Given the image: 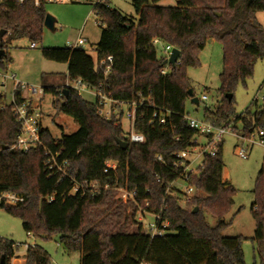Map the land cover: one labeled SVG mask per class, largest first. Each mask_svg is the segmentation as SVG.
<instances>
[{"label": "trees", "instance_id": "16d2710c", "mask_svg": "<svg viewBox=\"0 0 264 264\" xmlns=\"http://www.w3.org/2000/svg\"><path fill=\"white\" fill-rule=\"evenodd\" d=\"M138 19L119 10L99 6L95 9L102 31L94 60L84 48L43 47V56L68 64L66 78L81 79L92 88L103 86L106 95L119 103L137 101L134 129L145 137L131 142L122 125L123 112L106 118L99 113L98 100L89 102L65 85L44 86V93L59 95L57 108L77 122L72 134L56 139L42 127L44 144L58 152V162L66 163L68 174L81 182L119 185L136 191L138 206L159 213L168 221L163 236L152 237L138 220V206L123 202L112 189L86 194L71 193L70 177L51 170L44 150L28 152L14 147L19 123L11 107L0 96V190H9L24 200L4 207L22 219L23 227L35 237L59 234V242L68 251L81 253V264H246L242 236H227L235 189L223 179L222 142L217 153L204 154L198 170L188 173V182L202 195L183 201V194L170 184L183 173L175 167L178 154L193 150L200 133L184 119L185 104L193 92L187 68L200 64L199 54L209 39L222 44L223 61L219 75L221 98L205 107L204 116L217 126L242 121V136L264 127V100L251 115H237L235 91L240 83L252 78L258 59L264 58V26L257 12L264 11V0H176L162 5V0H131ZM45 5L33 0L0 5V31L4 60L10 63L6 45L13 40L40 42L45 29ZM180 49L175 66L166 72V58H158L155 42ZM111 56L112 61H107ZM106 59L102 65L99 61ZM107 66L110 71L105 74ZM67 90V94H65ZM233 94L232 98L227 97ZM256 103V102H255ZM171 111L166 124L151 121L155 108ZM117 139L127 141L122 148ZM160 155L162 161H158ZM118 163L116 171L104 173L107 160ZM251 213L255 231L251 240L262 258L264 252V163L253 189ZM54 196L50 202L49 196ZM184 202V205H182ZM198 210L193 212L194 208ZM217 218L210 225L207 214ZM17 247L0 236V259L9 264ZM25 264H51V258L39 244L28 246Z\"/></svg>", "mask_w": 264, "mask_h": 264}, {"label": "rangeland", "instance_id": "374dc122", "mask_svg": "<svg viewBox=\"0 0 264 264\" xmlns=\"http://www.w3.org/2000/svg\"><path fill=\"white\" fill-rule=\"evenodd\" d=\"M162 5H175V0H162ZM110 6L122 12L129 18L138 19L135 8L131 0H110ZM46 12L55 18L54 29L45 28L43 37L37 42L35 48H31V41L28 39L13 40L7 43L6 52L10 59V68L16 73L22 81L38 86L41 89L44 86H62L66 80L67 63L56 62L46 59L42 54L43 47H66L68 40L77 38L81 31V36L86 39L83 48L96 60V48L99 42L102 27L97 24V17L90 4L83 2H47L45 4ZM257 19L264 26V11H258ZM158 58H168L170 53L165 51L166 44L160 41L155 42ZM200 64L187 68V75L191 86L194 89V97L199 100V104L192 102L191 98L186 101V113L193 118L205 119V107L213 108L220 100L219 92L220 78L223 61L222 44L209 39L206 46L199 54ZM170 71L169 65L165 68ZM207 95V100H202V95ZM264 94V58L258 59L252 78L248 79L246 84L240 83L235 91L234 108L237 115H251L257 107L262 104L261 96ZM42 95V94H41ZM258 95V101L254 98ZM39 95H37L38 97ZM82 97L94 102L96 96L93 93L83 92ZM8 102L10 97L7 98ZM63 101L59 95L53 93H44L41 100L42 125L48 128L54 138L59 139L63 134H72L79 128L73 117L60 112L57 108V102ZM108 109V106L105 107ZM129 105L121 104L115 114L121 111L122 125L124 131L129 129V121L126 118V112ZM238 135L233 133L225 134L222 142V154L224 161L223 179L226 180L234 189V202L230 212L225 219L230 224L224 230L223 234L227 236H242V248L245 255L246 264H264V252L262 258L256 252V245L251 240L255 231V220L251 213V204L254 201L253 189L255 187L256 177L264 163V147L259 144H252L249 139L241 137L243 124L237 122ZM198 143L204 145L205 138L198 137ZM243 147L246 150L247 158H242L237 154L236 147ZM202 147L193 149L188 156L191 162V169L198 170L202 163L203 156L197 154ZM173 189L182 192L189 187L188 183L178 180L171 186ZM196 195H202L204 192L198 190ZM118 198V194H116ZM182 205L184 203L182 202ZM143 216L141 220L140 217ZM144 226L153 218L147 214L140 215ZM210 225L216 224L217 218L207 214ZM0 236L19 244L17 256L9 261V264H25V253L30 245H41L51 258V264H81V253L78 250L68 251L63 244L59 242V234L54 233L50 238L35 237L27 233L23 227L21 218L14 216L6 208L0 207Z\"/></svg>", "mask_w": 264, "mask_h": 264}, {"label": "built area", "instance_id": "2783aa9c", "mask_svg": "<svg viewBox=\"0 0 264 264\" xmlns=\"http://www.w3.org/2000/svg\"><path fill=\"white\" fill-rule=\"evenodd\" d=\"M24 0H0V5L5 2H16V3H23ZM35 6H42L45 5L47 2H83L92 5L93 12L95 14V9L99 6H110V0H33ZM96 15V14H95ZM97 24L99 26L102 23L97 20ZM86 39L81 36V31L77 38L74 40H68L67 48L69 49H76V48H83ZM37 43L32 42L30 47L35 48ZM172 47L166 45L165 51L168 53L171 52ZM4 57L0 59V96H5V106L11 107V110L19 123L18 133H17V142L14 145L15 148L20 149L22 151L28 152L31 149H36L41 147L46 155V161L49 165L51 170H55L61 173L64 176L70 177L72 181V189L71 193L76 194L80 193L82 195L86 194L87 191L96 192L102 189H112L118 194V198H120L123 202H133L138 206L136 201V191H130L126 187H123L116 182L114 185H101L96 182H81L75 177H72L68 174L66 170V163L58 162V152L52 151L48 148L42 138H41V130H42V111H41V100L44 96V88H38V86L33 84H28L21 79H19L10 68V63L4 64L1 63ZM107 61H112V57L109 56ZM106 62V59H102L99 61V64L102 65ZM110 71V66H107L106 70L104 71L107 74ZM65 86L71 87L75 89L79 95L82 96L83 92L93 93L98 100V107L99 113L106 117L110 118L113 114H115V110L113 109L114 104L119 103L118 101L113 100L112 98L108 97L103 90V86L101 85L99 89L92 88L85 84L81 79H66ZM42 94V95H41ZM37 95H39L37 97ZM10 97V101L8 102L7 98ZM258 95L255 96L254 102L258 101ZM202 100H207V95H202ZM261 100H264V94L261 96ZM120 104H127L129 105V109L126 112V118L130 123V127L128 131H126V137L131 142L142 143L145 141V137L143 134L138 133L134 129V121H135V113L137 107L142 105V102L131 101V102H122ZM108 106V109L105 107ZM171 111L165 108H158L156 107L153 114L151 121H158L160 124H166L168 117L170 116ZM117 116L119 114H116ZM124 115V113H123ZM123 117V116H122ZM184 119L187 122L188 126L200 133L202 137L205 138L206 143L204 145H200L197 140V146L194 147V150L199 146L202 147L201 151L197 154L204 155L210 154L214 156L219 148V144L223 141L225 134L233 133L238 135L233 130V124L229 126H217L213 124L211 121L206 119H197L190 117L188 114L184 115ZM241 137H243L241 135ZM244 138V137H243ZM247 139L250 140L252 144L256 143L264 147V127L255 130L250 137ZM192 150H184L178 154V159L174 163L175 167H183V173L174 181L182 180L188 183L189 187L185 188L181 193L184 197V202L189 200L193 195H196L194 192L198 191L194 186L190 185L188 182V173L194 172L191 169V162L188 160V156ZM237 154L242 158H247L246 150L243 147H236ZM158 161H162V157L158 155ZM118 163L115 160H107L104 166V173L108 174L111 171H116ZM170 184V189H173L171 186L174 183ZM175 189V188H174ZM54 196H49L47 198L48 201H52ZM24 200L23 196L17 194L16 192L9 191V190H0V207H7L9 205H15L19 202ZM183 202V203H184ZM138 212L140 215L147 214L153 218L152 221L148 222L146 226H144L145 232L149 233L152 237L155 236H163L168 228V221L163 220L159 213L153 211H147L142 209L138 206ZM143 219V216L140 217ZM138 219V220H140ZM140 220V221H141ZM19 244H16L18 248ZM17 256V250L14 257ZM13 257V258H14ZM12 259V258H11Z\"/></svg>", "mask_w": 264, "mask_h": 264}, {"label": "water", "instance_id": "95a60500", "mask_svg": "<svg viewBox=\"0 0 264 264\" xmlns=\"http://www.w3.org/2000/svg\"><path fill=\"white\" fill-rule=\"evenodd\" d=\"M55 21H56L55 18L52 15L47 13L45 20H44L45 28L54 29ZM5 33H6V30H4V29H2L0 31V59L5 56V49L3 48V38H4ZM180 52H181L180 49L173 47L171 49L169 57L166 58V60L164 61V64L175 66L176 63L178 62ZM188 93H189V96H190L192 102L195 104H199V100L193 96V92L190 89H189ZM65 94H67V90H65ZM232 96H233V94L227 95V97L229 99H231ZM117 142L122 148L127 147V144H128L127 141L122 140V139H117ZM197 210H198V208L195 207L193 212H196ZM0 264H6L4 257H1Z\"/></svg>", "mask_w": 264, "mask_h": 264}, {"label": "crops", "instance_id": "0c3cea01", "mask_svg": "<svg viewBox=\"0 0 264 264\" xmlns=\"http://www.w3.org/2000/svg\"><path fill=\"white\" fill-rule=\"evenodd\" d=\"M176 1V0H175ZM68 65V64H67ZM67 70H68V66H67ZM67 79V78H66ZM65 83H66V80H65ZM65 83L63 85H65Z\"/></svg>", "mask_w": 264, "mask_h": 264}]
</instances>
